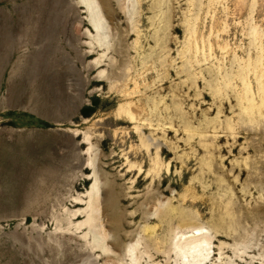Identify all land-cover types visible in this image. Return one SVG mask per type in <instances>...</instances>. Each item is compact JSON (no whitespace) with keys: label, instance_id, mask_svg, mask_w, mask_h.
Masks as SVG:
<instances>
[{"label":"rangeland","instance_id":"rangeland-1","mask_svg":"<svg viewBox=\"0 0 264 264\" xmlns=\"http://www.w3.org/2000/svg\"><path fill=\"white\" fill-rule=\"evenodd\" d=\"M120 1L108 5L127 55L117 35L96 40L80 0H0V264H104L82 237L85 201L75 205L99 165L121 223L141 240L137 264H194L173 247L194 227L211 238L199 264H264V107L243 111L262 100L264 0H124L128 15ZM126 100L136 121L117 115ZM150 139L169 164L159 178ZM152 201L172 211L151 215Z\"/></svg>","mask_w":264,"mask_h":264},{"label":"bare ground","instance_id":"bare-ground-1","mask_svg":"<svg viewBox=\"0 0 264 264\" xmlns=\"http://www.w3.org/2000/svg\"><path fill=\"white\" fill-rule=\"evenodd\" d=\"M110 1V0H109ZM119 1V0H118ZM117 2V1H116ZM120 2H122V10H123V13L124 15H128L129 14V10H128V4L125 3L124 0H121ZM119 2V3H120ZM80 3L84 6L86 12L88 13V21L89 23L91 24V26L94 28V30L96 31V40L98 42H102L108 38H111V37H115V35H117V33L119 32L117 29V25H115L113 23V19H112V12L110 10L109 6L108 5V0H80ZM132 3V2H131ZM126 4V5H125ZM132 5V4H130ZM120 6V5H119ZM121 8V7H120ZM112 9V8H111ZM113 17H116V16H113ZM130 16H128V18H126V22L129 21ZM116 22V21H115ZM131 22V21H130ZM116 24H119L116 22ZM127 24L129 25V23L127 22ZM131 25V24H130ZM132 27V26H131ZM127 28V27H126ZM121 30V29H120ZM127 30V29H126ZM129 30V28H128ZM125 31V30H124ZM135 33H136V39L134 40V47L133 48H136L138 45V43H140V33L138 31H136L135 29ZM255 33V36L258 35V32L257 31H254ZM119 34H122V33H119ZM130 33L129 32H126L125 34V37L129 36ZM118 36V40L117 42L115 41L114 43H117L114 44L116 45V48H115V51L117 53H125L124 55H127L128 54V49L126 48H123L122 47V43L123 40L119 39V35ZM196 36V35H195ZM122 37V36H121ZM94 38V37H93ZM123 38V37H122ZM257 38V36H256ZM115 39V38H114ZM255 39V38H254ZM98 44V43H97ZM113 45V44H112ZM113 45V46H114ZM140 45V44H139ZM257 45V43H256ZM255 45V46H256ZM124 46V45H123ZM254 46V47H255ZM259 47V46H258ZM257 47V48H258ZM262 47V46H261ZM260 48V47H259ZM199 46L197 45V41L196 39H192V41L190 42V45H189V52L193 54V57L191 58H194V62H198L197 58H198V54H199ZM204 50V49H203ZM260 50V49H259ZM114 51V53H115ZM263 51V50H261ZM204 53V52H203ZM211 53V52H210ZM209 53V54H210ZM259 54V53H257ZM205 55V54H204ZM211 55V54H210ZM250 55V54H249ZM261 55V53H260ZM259 55V57H260ZM105 56V55H104ZM122 56V55H121ZM128 57V56H127ZM259 57H258V61H259ZM206 58V57H205ZM251 57H249L248 61L250 60ZM261 58V57H260ZM127 59V58H126ZM192 60V59H191ZM122 61V60H121ZM129 61V59H128ZM250 62V61H249ZM255 62V61H253ZM262 62V61H261ZM193 63V60L191 61V65ZM241 63V61H240ZM248 63V62H247ZM98 64V63H97ZM113 64V63H112ZM116 64V63H115ZM113 64V65H115ZM125 64V62L123 63ZM250 64V63H249ZM262 64V63H261ZM113 65H111V67H113ZM258 65V64H257ZM110 66V65H108ZM127 64H125L124 69L125 67L127 68ZM219 66V65H218ZM245 66V64H244ZM253 66V65H251ZM256 66V65H254ZM261 66V65H260ZM260 66H257V67H260ZM122 67V68H123ZM263 67V66H262ZM114 68V67H113ZM120 68V67H118ZM244 68V67H243ZM251 68V67H249ZM117 69V68H116ZM129 69V68H128ZM258 69V68H257ZM115 70V69H113ZM220 70V69H219ZM247 70V69H246ZM253 70V69H252ZM248 71V70H247ZM114 72V71H113ZM117 72V70H116ZM120 72V70H119ZM122 74H124V71L122 70ZM128 72V71H126ZM264 72V71H263ZM115 73V72H114ZM248 73V72H246ZM116 74H120V73H116ZM129 74V73H127ZM120 75V76H121ZM237 75V74H236ZM245 75V74H244ZM248 75V74H246ZM260 75V74H259ZM240 76V75H239ZM243 76V75H241ZM115 77V75H114ZM113 77V74H112V77L111 78H114ZM117 77V76H116ZM115 77V78H116ZM119 77V76H118ZM117 77V79H118ZM128 76H126L127 78ZM130 77V76H129ZM128 77V78H129ZM244 77V76H243ZM242 77V79H243ZM259 77V76H258ZM261 77V76H260ZM259 77V78H260ZM120 78V77H119ZM123 78V76L121 77ZM120 78V79H121ZM126 78L124 79H121V81L125 80ZM127 78V79H128ZM247 79V77H246ZM257 79V78H256ZM107 80V79H106ZM112 80V79H110ZM134 80V79H133ZM136 80V79H135ZM227 80V79H226ZM245 80V79H244ZM261 80V79H260ZM116 81V80H115ZM130 81V80H129ZM128 81V82H129ZM114 82V81H113ZM126 82V80H125ZM136 82V81H135ZM134 82V83H135ZM122 83V82H121ZM243 83V81H242ZM245 83V82H244ZM243 83V84H244ZM248 83V82H247ZM136 84V83H135ZM134 84V85H135ZM260 90H261V104L259 105H250L247 106V108H243V111L245 109V114L246 112H248L249 114L250 113H253L255 110V112L257 113V110H262L261 107L263 108L264 107V87H263V83H261L260 81ZM120 85V84H119ZM118 85V87H119ZM246 85V84H245ZM249 85V83H248ZM247 85V86H248ZM259 85V84H258ZM112 88H113V85H111ZM244 86V85H243ZM252 86V85H251ZM117 87V86H116ZM117 87V89H119ZM111 88V87H110ZM124 88V87H123ZM248 88V87H247ZM125 89V88H124ZM246 89V88H245ZM113 90V89H112ZM135 90V89H134ZM137 90V88H136ZM242 90V89H241ZM248 90V89H247ZM252 90V89H251ZM116 91V90H115ZM120 91V89H119ZM125 91V90H124ZM136 92V91H135ZM245 92V91H244ZM118 93V92H117ZM123 93V92H122ZM138 93V92H137ZM247 93V91H246ZM124 94V93H123ZM129 94V92H128ZM134 94V93H133ZM240 94V93H239ZM245 95V94H244ZM251 95V93L249 94ZM254 95V94H253ZM257 95V94H256ZM124 96V95H123ZM127 96V95H126ZM259 96V95H258ZM244 97V96H243ZM247 97V96H246ZM122 98V96H121ZM120 98V99H121ZM242 98V97H241ZM244 99V98H243ZM249 99V98H248ZM256 99H257V96H256ZM140 100V99H139ZM242 100V99H241ZM247 100V99H246ZM134 101V100H133ZM132 100H126L125 103L123 104H120L119 105V108L117 109L119 114H117L118 112H116L117 115H121L124 114L128 120L130 121H136V119H138L135 115H134V112L133 110L131 109V106L134 105ZM259 101V100H258ZM242 102V101H241ZM245 102V101H244ZM136 103V102H135ZM248 103V101H247ZM246 103V104H247ZM251 103V102H250ZM253 103V102H252ZM245 104V103H244ZM256 104V103H254ZM243 105V104H241ZM140 107V106H139ZM144 107V106H143ZM244 107V106H243ZM138 108V107H137ZM142 110V108L140 109ZM263 111V110H262ZM248 114V115H249ZM262 113H260L261 115ZM247 115V114H246ZM264 115V114H263ZM261 115V116H263ZM142 116V115H141ZM252 116V115H251ZM254 116V115H253ZM119 117V118H120ZM247 117V116H246ZM260 117V116H259ZM125 118V117H123ZM144 118V117H143ZM147 118V117H146ZM253 118V117H251ZM148 119V118H147ZM120 122H125L127 123L128 121H125V120H122V119H118ZM117 120V121H118ZM146 121V119H145ZM145 124V123H144ZM147 126V124H145ZM159 125V124H158ZM136 131H139L142 129V127L140 126V124H133V127ZM90 129V128H89ZM187 129V128H186ZM188 130V129H187ZM92 133V132H91ZM90 133V134H91ZM203 134V133H201ZM139 135V134H138ZM144 135V134H142ZM86 136V137H85ZM85 138L86 141H90V137L91 135H87L86 132H85ZM95 138V137H94ZM148 138V137H147ZM146 138V139H147ZM201 138V137H200ZM140 139V138H139ZM149 141V140H148ZM147 141V142H148ZM151 141V139H150ZM98 142V141H97ZM91 143V141H90ZM141 143L143 144V142L141 141ZM149 143V142H148ZM153 145V147H155V154H156V157L155 158H152L151 159V168L149 170V172H151L154 176V178H159L160 177V174H161V168H165L167 172H169V164H163V162L160 161V157L158 156L160 153V145L159 143H155L154 141L151 143H149L148 146H151ZM94 147V146H93ZM134 147V146H133ZM91 148V146L88 148V151L89 149ZM146 148V146H145ZM92 149V148H91ZM141 150V149H140ZM147 152H149V147L147 149ZM134 153V152H133ZM100 157V156H99ZM125 158V157H124ZM126 159V158H125ZM90 161V160H89ZM127 163H128V172L130 170V168L134 167V166H138L136 163V165L132 162H130L129 160H126ZM89 163V162H88ZM141 163V162H140ZM95 164V163H94ZM93 165V163H92ZM97 165V164H96ZM102 165V164H101ZM252 165V164H251ZM100 166V165H99ZM99 166H96V167H93V177H94V183L92 184L91 186V189L90 191L87 193V200H84L83 197L80 198V197H75V205H80L81 202L85 201L84 204H86V207L82 210L81 213H84V216L86 215L85 219L81 222H79V226L82 227V226H85V228H87V230L83 233V238L86 239L89 235H92V248L91 249H95L96 248H99L101 249L100 251H102V253L104 252V256L102 257V260H103V263L104 264H125L124 263V260L126 257H129L130 259V262L133 263V264H137L139 263L138 261L141 260V250L139 249L140 247V241L141 240H134L132 237H131V233L126 231L125 228H124V225L121 223V215L117 212V210L115 209V204H116V195H114V191H113V187L112 185H110V182H108L106 180V178L104 177L103 173H102V170ZM143 167V166H142ZM136 168V167H135ZM132 170V169H131ZM142 171V168L141 166H138V172L139 174L141 173ZM147 172V171H146ZM251 172V171H250ZM255 172V171H254ZM138 174V173H137ZM138 174V175H139ZM87 177V176H85ZM84 177V178H85ZM108 177V176H107ZM139 177V176H138ZM89 178L87 177L85 180H84V183H86V181L88 180ZM153 179V177H152ZM162 181L165 180L164 178L161 179ZM138 183V182H137ZM115 187V186H114ZM132 188V187H131ZM130 189V188H129ZM115 190V189H114ZM128 194V193H127ZM127 196V195H126ZM185 196V195H184ZM187 196V195H186ZM128 197V196H127ZM153 197H155L153 195ZM194 197V196H193ZM156 198V197H155ZM159 198V197H158ZM164 198V197H163ZM167 198V197H166ZM183 198V197H182ZM161 200V197L159 198ZM168 199V198H167ZM145 200V199H144ZM164 199H162L163 201ZM150 201V199H149ZM148 201V202H149ZM153 201H154V198H153ZM152 201V204L156 203V200L155 202L153 203ZM166 201V199H165ZM164 201V202H165ZM147 202V201H146ZM147 202V204H148ZM228 203V202H226ZM139 204V203H138ZM164 203H157V204H154V208H152L154 210V212L151 214L150 210H145L144 213H143V216L146 218V220L148 219V216L151 214V215H156L158 216L159 218L161 217H166L168 215V213H170L172 210H167V212L165 211H161L160 207L163 205ZM225 204V203H224ZM149 205H151L149 203ZM155 205H157L155 207ZM143 206V205H142ZM169 206V205H167ZM226 206V205H225ZM146 207V206H145ZM148 207V205H147ZM146 207V208H147ZM153 207V206H152ZM163 207V206H162ZM170 208V206H169ZM227 207H225L226 209ZM118 209V208H117ZM163 210L165 209L164 207L162 208ZM167 209V207H166ZM175 208H173L174 210ZM230 209V208H229ZM80 209H77L76 212L74 213V215L79 211ZM133 211V210H132ZM136 211V210H135ZM230 211V210H229ZM137 212V211H136ZM177 212V211H176ZM139 213V212H138ZM141 213V212H140ZM227 214V212H226ZM225 214V215H226ZM81 214H78V217L80 216ZM128 215L130 216H134L135 215V212L133 211V213H129ZM150 215V216H151ZM174 215V214H173ZM229 215V214H227ZM226 215V216H227ZM232 215V214H231ZM234 215V214H233ZM230 216V215H229ZM228 216V217H229ZM77 217V218H78ZM234 217V216H233ZM125 218V217H124ZM176 218V217H175ZM158 219V218H157ZM166 219V218H165ZM231 219H234V218H231ZM230 219V220H231ZM170 220V219H169ZM172 220V219H171ZM144 221V220H143ZM150 221V220H149ZM148 221V223H149ZM235 221V219H234ZM145 222V221H144ZM169 222V221H168ZM183 222V221H182ZM228 222V221H227ZM226 222V223H227ZM186 223V222H185ZM232 223V222H230ZM187 224V223H186ZM189 224V223H188ZM187 224V225H188ZM242 224V222H241ZM186 225V226H187ZM231 225V224H230ZM228 226L229 228L231 226ZM159 226V225H158ZM195 226V225H193ZM233 226V225H232ZM142 227V226H141ZM181 227V226H180ZM192 227V226H190ZM235 228V227H234ZM142 230L143 232L145 233H153L155 230H156V225H148V224H145L143 227H142ZM193 233L192 235H186V232H179V233H176L175 235V238L177 237V235H179V237H177L176 239L177 240H174L176 242H174L173 244V247L174 249H176L178 252H180V255L182 256V258H185L187 259V257H191L192 258V262L194 264H199L201 262V260L203 259V257H205V254L203 253L202 250L205 249V251L207 250L206 247L209 248L210 246V240L211 238L207 237L204 235V233L202 232V228H198V227H194L193 228ZM231 231V230H230ZM236 231V230H234ZM240 231V230H239ZM190 232V231H189ZM238 232V231H237ZM148 234V235H149ZM123 239L127 240L128 242L127 243H124ZM157 240V239H155ZM86 241V240H85ZM170 245V244H169ZM222 247V246H221ZM168 249V248H167ZM221 249V248H220ZM210 250V249H209ZM163 251V250H162ZM158 252V251H157ZM86 253V252H85ZM163 254V252H159V254ZM175 253V252H174ZM179 254V253H178ZM83 256V254H82ZM86 256H90V253H86ZM160 256V255H159ZM85 259V258H84ZM205 259V258H204ZM128 261V260H126ZM127 263V262H126ZM183 263V262H182ZM187 264V263H186Z\"/></svg>","mask_w":264,"mask_h":264}]
</instances>
